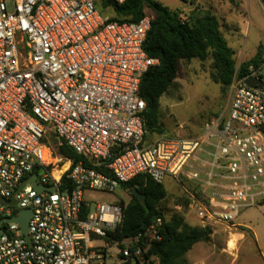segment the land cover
I'll use <instances>...</instances> for the list:
<instances>
[{"label": "built area", "instance_id": "1", "mask_svg": "<svg viewBox=\"0 0 264 264\" xmlns=\"http://www.w3.org/2000/svg\"><path fill=\"white\" fill-rule=\"evenodd\" d=\"M108 19L97 0H0V264H160L150 253L160 219L118 240L120 201L84 200L138 176L188 181L187 209L202 229L241 226V211L264 203V94L244 82L264 84V59L234 77L226 117L198 137L157 135L138 95L158 64L144 51L152 16ZM52 142L80 159L56 156ZM24 211L26 232L13 220Z\"/></svg>", "mask_w": 264, "mask_h": 264}, {"label": "rangeland", "instance_id": "2", "mask_svg": "<svg viewBox=\"0 0 264 264\" xmlns=\"http://www.w3.org/2000/svg\"><path fill=\"white\" fill-rule=\"evenodd\" d=\"M155 1L186 20L207 13L215 16L233 50L236 71L252 58L264 59V0ZM97 8L104 18L114 15L111 9L99 5ZM210 74V60L179 63L175 88L160 99L161 135L193 139L205 124L226 117L230 89H222ZM169 181L166 179L163 185L167 194L161 207L164 219L170 221L173 215H180L188 226L200 228L187 205L176 203L185 199L184 190L194 193V188L185 179L180 180V186ZM129 198V191L122 188L112 194L89 192L84 195L90 207L119 201L126 204ZM235 223L241 226L214 227L208 242L195 244L187 253L188 264H264V204L243 209ZM239 236L241 238L234 242ZM228 243H234L233 249H229Z\"/></svg>", "mask_w": 264, "mask_h": 264}, {"label": "trees", "instance_id": "3", "mask_svg": "<svg viewBox=\"0 0 264 264\" xmlns=\"http://www.w3.org/2000/svg\"><path fill=\"white\" fill-rule=\"evenodd\" d=\"M97 5L113 11L114 15L108 19L113 22L137 23L146 15L152 16L144 51L150 58L158 60V64L142 76L138 95L145 104L146 129L157 135L163 133L158 121L160 99L175 88L180 62L210 60L212 80L222 89H228L234 77L243 79L257 70L263 61L258 57L252 58L242 63L236 71L233 50L212 14L191 16L182 22L176 13L155 0H125L121 5L109 0H97ZM52 146L55 155L60 158L73 163L80 159L64 144L56 146L52 142ZM122 188L129 191L130 198L126 204L120 202L123 217L114 238L123 240L134 237L160 219L158 231L161 240L150 246V253L159 257L160 264H188L186 255L191 248L209 241V229L190 227L180 215H173L170 221L164 219L161 207L167 194L163 185L138 176L123 184ZM133 188L144 196L145 206L130 193ZM176 203L187 205L188 200L179 199Z\"/></svg>", "mask_w": 264, "mask_h": 264}, {"label": "water", "instance_id": "4", "mask_svg": "<svg viewBox=\"0 0 264 264\" xmlns=\"http://www.w3.org/2000/svg\"><path fill=\"white\" fill-rule=\"evenodd\" d=\"M245 85L254 90H260L264 94V84L257 78L254 77H248L245 79ZM31 184L38 190L41 191L43 188L40 187L39 185L35 184V177L33 176L31 179ZM49 191H53L52 187L46 188ZM130 193L139 201V203L142 206H145V199L144 196L141 195L135 188L131 189ZM30 215L29 211H24L19 218H13L14 221H16L23 232H26L27 229V219Z\"/></svg>", "mask_w": 264, "mask_h": 264}, {"label": "bare ground", "instance_id": "5", "mask_svg": "<svg viewBox=\"0 0 264 264\" xmlns=\"http://www.w3.org/2000/svg\"><path fill=\"white\" fill-rule=\"evenodd\" d=\"M240 238H241L240 236H239V237H236L234 242H237ZM229 241H230V240H229ZM228 247H229V249H233V247H234V243H228ZM231 252H232V251H231Z\"/></svg>", "mask_w": 264, "mask_h": 264}]
</instances>
